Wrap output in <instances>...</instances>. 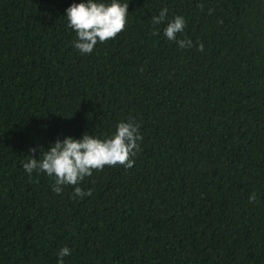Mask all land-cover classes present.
Returning <instances> with one entry per match:
<instances>
[{"label": "trees", "instance_id": "obj_1", "mask_svg": "<svg viewBox=\"0 0 264 264\" xmlns=\"http://www.w3.org/2000/svg\"><path fill=\"white\" fill-rule=\"evenodd\" d=\"M86 2L0 0V264H264V0H119L124 31L81 54L65 16ZM130 119L134 166L93 170L90 196L22 166Z\"/></svg>", "mask_w": 264, "mask_h": 264}, {"label": "clouds", "instance_id": "obj_2", "mask_svg": "<svg viewBox=\"0 0 264 264\" xmlns=\"http://www.w3.org/2000/svg\"><path fill=\"white\" fill-rule=\"evenodd\" d=\"M129 3L121 4L119 0L111 3L87 0L86 3L72 4L66 9L68 27L75 31L74 47L81 54H91L98 42L104 43L114 39L125 29L127 23ZM167 8L160 10L158 16L152 17L153 25L166 23L164 36L176 41L180 48H191V40H176L177 34L185 28V19L175 16L168 21ZM158 35V32H153ZM203 44H199L198 51H203ZM139 125L134 120L121 121L116 126V132L110 138L100 139L85 132L80 139L66 137L63 141L56 140L45 150L37 145L29 149L32 155L22 162L25 171L31 176L33 171L44 172L54 178L52 190L60 194L64 186H74L73 198H84L91 195V190L85 192L78 185L85 177H90L93 170L101 171L107 166L123 165L126 169L134 166L132 159L139 151ZM39 149V158L35 153ZM256 202V194L249 197V203ZM71 250L63 247L57 253V264H64V257L69 256Z\"/></svg>", "mask_w": 264, "mask_h": 264}]
</instances>
